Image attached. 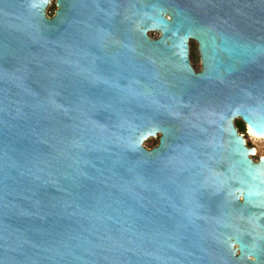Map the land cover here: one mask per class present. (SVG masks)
<instances>
[{
	"label": "water",
	"instance_id": "water-1",
	"mask_svg": "<svg viewBox=\"0 0 264 264\" xmlns=\"http://www.w3.org/2000/svg\"><path fill=\"white\" fill-rule=\"evenodd\" d=\"M48 3L0 0V264H264V0Z\"/></svg>",
	"mask_w": 264,
	"mask_h": 264
},
{
	"label": "rangeland",
	"instance_id": "rangeland-1",
	"mask_svg": "<svg viewBox=\"0 0 264 264\" xmlns=\"http://www.w3.org/2000/svg\"><path fill=\"white\" fill-rule=\"evenodd\" d=\"M54 1L50 0L49 5L46 7L45 12L48 16H53V9H54ZM152 38H157V34H149ZM189 52H190V62L196 70L199 69V59H198V50L197 47L189 45ZM236 124V122H235ZM239 134L243 136L246 141L247 147L253 149V154H250L249 157L254 161L258 162L261 157H264V137H251L249 135H244L243 132L239 131ZM158 139L153 140L147 144H144L147 148H153L157 145Z\"/></svg>",
	"mask_w": 264,
	"mask_h": 264
},
{
	"label": "trees",
	"instance_id": "trees-1",
	"mask_svg": "<svg viewBox=\"0 0 264 264\" xmlns=\"http://www.w3.org/2000/svg\"><path fill=\"white\" fill-rule=\"evenodd\" d=\"M236 126L238 127V130L240 132H244V130H245V124H244L243 121H241V120L236 121Z\"/></svg>",
	"mask_w": 264,
	"mask_h": 264
},
{
	"label": "bare ground",
	"instance_id": "bare-ground-1",
	"mask_svg": "<svg viewBox=\"0 0 264 264\" xmlns=\"http://www.w3.org/2000/svg\"><path fill=\"white\" fill-rule=\"evenodd\" d=\"M49 3H50V0H49ZM49 3H48V5H49ZM48 5H47V6H48ZM251 137H255V136H251ZM257 138H259V137H257Z\"/></svg>",
	"mask_w": 264,
	"mask_h": 264
},
{
	"label": "flooded vegetation",
	"instance_id": "flooded-vegetation-1",
	"mask_svg": "<svg viewBox=\"0 0 264 264\" xmlns=\"http://www.w3.org/2000/svg\"><path fill=\"white\" fill-rule=\"evenodd\" d=\"M200 63H201V61H200ZM192 65V64H191ZM195 69V68H194ZM196 70V69H195ZM196 71H198V70H196Z\"/></svg>",
	"mask_w": 264,
	"mask_h": 264
}]
</instances>
